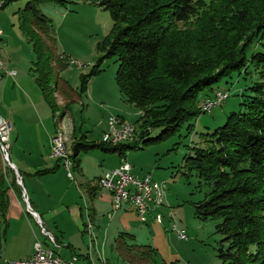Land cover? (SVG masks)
Masks as SVG:
<instances>
[{
  "label": "trees",
  "instance_id": "trees-1",
  "mask_svg": "<svg viewBox=\"0 0 264 264\" xmlns=\"http://www.w3.org/2000/svg\"><path fill=\"white\" fill-rule=\"evenodd\" d=\"M19 0H3L0 10ZM65 0H28L20 14L19 28L35 56L34 83L52 114L55 95H69L67 83L50 84V59L43 37L51 31L49 20L37 9L42 3ZM105 10L112 28L97 46L102 53L88 75L81 77L85 93L101 61L116 58L115 83L127 103L141 112L138 120L142 146L174 135L201 114L198 95L233 73L254 68L257 80L242 95L244 111L231 113L225 123L206 135L205 146L192 148L184 158L186 175L194 173L210 191L194 205L201 221L218 220L223 236L218 250L220 264H264V0H90ZM30 24H29V23ZM65 109L67 106H64ZM191 125L187 127V130ZM161 129L155 139L150 130ZM74 140L70 160L79 169V153L99 149L124 158L135 149L128 143L110 144ZM56 168L39 171L42 175ZM10 182L0 162V250L8 229V191L21 189L13 171ZM201 185V183H199ZM126 233L116 239L114 251L127 264L147 259L154 249L127 245ZM135 259L129 262V259Z\"/></svg>",
  "mask_w": 264,
  "mask_h": 264
},
{
  "label": "rangeland",
  "instance_id": "rangeland-1",
  "mask_svg": "<svg viewBox=\"0 0 264 264\" xmlns=\"http://www.w3.org/2000/svg\"><path fill=\"white\" fill-rule=\"evenodd\" d=\"M2 1L0 0V4ZM27 1L19 0L0 10L2 30L0 55L4 61L1 58L0 60L3 66L5 63L12 66L17 73L16 79L19 77L23 79L24 82L16 87L21 88L20 93L28 94L17 96L15 91L10 90L11 81L9 84L6 81V84L0 80V98L3 102L1 108L8 112L10 108L8 101H11V98L15 106L11 109L13 128L27 138L36 136L37 141L32 142L31 145L33 148H39L40 156L46 162L48 161L46 156L49 159L50 154L47 143L56 130V132L61 130L64 132L65 145L71 153L74 140L84 136L81 141L98 143L108 130V119L122 118L125 123L135 128L134 139L128 142L135 149L125 154V161L131 166L134 174L141 177L151 175L154 181L164 185L165 191L164 207L159 209L164 216L162 224L153 221L143 224L133 211H130L122 218L125 224L123 226L122 221L120 223L117 218L110 219L116 212L112 213L111 207L105 202L107 191L102 190L99 194L102 198L97 196V208L101 218L98 220L100 229L98 228L96 240L90 239L91 233L88 230L83 233L78 231L72 209L69 207L76 205L81 207L83 212H88V209L90 211L89 198L85 193L88 187L85 183L94 185L99 175L118 167L120 159L116 154L102 153L99 149L79 153V170L73 164L70 167L71 178L67 176V171L62 166L61 172L53 176L44 186L37 184V191L41 194L39 196L46 208L57 209L59 204H63L62 211H58L52 221L54 223L51 225L43 223V227L50 229L55 236L52 228V224L53 226L55 224L58 230L62 231L65 242L72 244L78 252L86 254L90 251L91 254L94 253L96 256L99 254V257L106 258L94 260L93 264H127L114 251L119 232L132 235V239L124 238L127 245L147 246L154 249L153 264H220L218 250L221 248L223 236L215 229L219 221L215 219L201 221L196 217L194 209V205L203 200L210 188L194 173L186 175L183 160L192 154L190 149L204 147L206 135L221 127L231 113L244 111L240 105L244 100L242 95L247 94L246 89L257 80L254 68L248 64L247 74L244 71L233 73L214 85L211 92L205 90L198 95L200 106L207 94L213 96L216 91L227 92L228 98L219 106L211 108L207 113H203L200 108L201 114L184 123L174 135L142 146L139 139L141 129L137 123L141 112L134 105L126 102L116 86L114 80L118 67L116 58L101 61L100 72L91 77L86 92L83 94L80 92L81 77L88 75L102 56L97 50V45L112 28L109 12L93 5L90 0H65L63 4L48 2L40 4L37 8L49 20L51 27L49 36L42 38L46 56L50 59L48 61L51 66L50 84L55 87L57 81L64 80L70 89L65 101L62 94L55 95L57 108L52 114L34 83V73L30 69L33 68L35 56L31 45L19 28L20 14L17 12L24 9ZM189 125L191 128L187 130ZM160 132L161 129L150 130L147 138L155 139ZM12 136L9 143V158L13 164V156L17 148L14 146L15 133ZM28 144L30 143L27 142ZM0 162L8 185L11 171L15 179L16 173L4 163L1 156ZM80 175L82 185L79 187ZM43 188L48 190L51 199H48V194ZM25 189L29 205L33 208L32 197L26 184ZM22 205L26 208L25 202H22ZM169 213L171 217L168 216ZM32 225L37 238L44 242L38 226L34 223ZM173 225L185 231L186 240L177 237L172 230ZM103 233L105 239L102 238ZM58 234L60 235L59 232ZM45 246L50 245L45 243ZM129 260V262L135 261L131 258ZM143 263H147V259L137 260L133 264Z\"/></svg>",
  "mask_w": 264,
  "mask_h": 264
},
{
  "label": "crops",
  "instance_id": "crops-1",
  "mask_svg": "<svg viewBox=\"0 0 264 264\" xmlns=\"http://www.w3.org/2000/svg\"><path fill=\"white\" fill-rule=\"evenodd\" d=\"M0 58L2 61H4L1 55H0ZM8 70L14 71L10 64L5 63L4 70L0 71V80L2 82L4 81L5 83L7 81L8 84L11 81L10 90L13 92L15 91V94L17 96H20V94H23V93L26 94L25 92L20 93L21 88L19 86H18L19 88L16 87V85H19V83L21 84L24 82L23 79H20V77L16 79L17 78L16 71H14L15 76L7 77L5 75V71H8ZM27 98L29 97L27 96ZM2 103L3 102L0 98V116L11 122V118H12L11 116H13V110L11 109L15 107L12 104L13 99L11 98V101H8L10 105V108H8V112H6L5 109L1 108L3 105ZM120 119L123 120L122 118ZM11 130H12V133H11L10 140L13 137L12 134L15 133L14 146H16L17 148L13 156L14 157L13 165L15 167L14 170L17 171V173L19 174L21 178L22 188L25 191L28 204H29V199L26 193L25 184L28 186L30 195L32 197L31 201H32L33 208L29 205L30 208L37 215V217L40 219L42 223H45L46 225H51V223H54L52 221H54L53 219L55 215L57 214V212L60 210L62 211L63 204H59L57 209L56 207L52 209L46 208V206L43 204L41 196H39L41 194H39L37 191V188H38L37 184L44 186L46 183H48V181L52 179L53 176L58 175L61 172L62 163L58 160H52L50 159V157L48 159V156H46L48 161L44 162L42 157L40 156L41 151L39 150V148H33L31 145L32 142L37 141L36 136L32 135L27 138L25 135L19 134V132L16 131V129H14L13 126ZM61 132L64 136V132L62 130ZM49 141L47 143V149L50 148ZM27 142H29L30 144L27 145ZM119 159H120V163L122 159L125 160V158H119ZM53 168H56L54 172L42 174V175L36 174L39 171H43L46 169H53ZM100 176L101 175H99L96 180H98ZM81 180H82V177L80 175L79 180H78L80 182L79 187L82 185ZM85 184L88 187L86 188L85 193L87 194L89 198L90 211L88 209V212L87 211L83 212L82 208L79 206L77 207L76 205H72L69 208L72 209V214L79 228L78 231L81 233H83L84 231L86 232V230H88L87 228L88 225H90L91 226V238L90 239L96 240V237L99 232L98 230L100 229L98 220H101V218H99V210L97 208V202H98L97 196H100V198H102V195H99V194H101V191L104 189H101L98 187L97 181L94 185H91V184L88 185L87 183ZM43 190L48 194L47 196L48 199H51V195L49 194L48 190L46 188H43ZM10 191H11L10 194L8 191V194H9L8 195L9 205H8V212H7L8 229H7L5 240L2 245V249L0 250V264H10V261L16 262V261L27 260L33 255V252H34L33 245L38 240L37 236L33 232L34 227L32 225L33 223L36 224V222H34L33 216L30 213H28L25 210L26 208H24V206L22 205V202H24L22 199V195H19L18 191L15 189H10ZM106 193L107 195L105 198V202L111 207V210H112L111 195L110 193H108V191ZM130 211L131 212L133 211L132 207H130V205H124V207L121 210L116 211V213L112 211V213H115V216L113 214L114 217L111 216L110 219L114 220L117 218V220L119 222L122 221V225L125 226L122 218L124 217L125 214L129 213ZM133 214L135 215L134 211H133ZM85 216L86 218H84ZM149 221H152V219H150ZM52 228L55 232L57 242L60 245V249L57 250V254L61 256L62 258L67 260V259H70L72 256H77L79 259L78 264H87L91 262L95 263L94 260L105 258V257H99V254H97V256L94 253L91 254L90 251L86 254H82L78 252V250L75 249V247L72 244L65 242L62 236V231H59L58 227H56L55 224L54 226L52 224ZM46 231L50 232L51 234L53 233L50 229L49 230L46 229ZM58 232L60 233V235L58 234ZM119 233L123 234L126 232H119ZM126 234L131 235L130 233H126ZM102 238L105 239L104 233L102 235Z\"/></svg>",
  "mask_w": 264,
  "mask_h": 264
},
{
  "label": "built area",
  "instance_id": "built-area-1",
  "mask_svg": "<svg viewBox=\"0 0 264 264\" xmlns=\"http://www.w3.org/2000/svg\"><path fill=\"white\" fill-rule=\"evenodd\" d=\"M1 36L2 30L0 28V37ZM2 70H4V66L0 60V71ZM5 75L7 77H12L15 76V72L8 70L5 71ZM227 98V92L216 91L211 98L207 97V99L204 100L201 111L207 113L211 111V108L219 106ZM11 129V122L0 116V156L4 163L14 170L15 167L10 162L9 158ZM134 135V126L125 123L123 120L110 117L108 119V130L102 136L101 141L113 145L128 143L134 139ZM49 142L50 159L60 161L63 168L66 169L68 177L71 178L70 167L72 166V162L70 160V153L65 145L63 134L61 132H56ZM14 171L16 173V182L21 188L22 199L26 203L25 210L35 219L40 236L44 238V242L38 239L34 243L33 255L27 260L12 262L10 264H78L79 259L77 256H72L70 259L66 260L57 254L60 245L56 237L46 231L43 227V223L30 208L25 191L22 188L21 178L17 171ZM97 185L99 188L110 193L112 211L116 212L121 210L124 205H130L141 223L147 224L149 220L152 219L156 224H162L164 216L159 212V209L164 207V185L154 181L151 175L141 177L134 174L131 166L122 159L118 167L103 173L98 178ZM168 216L171 217V213H169ZM87 228L88 232L91 233V226L88 225ZM172 230L175 231V234L180 240L187 239L185 231L178 229L176 225H173ZM45 243L50 246H45Z\"/></svg>",
  "mask_w": 264,
  "mask_h": 264
}]
</instances>
